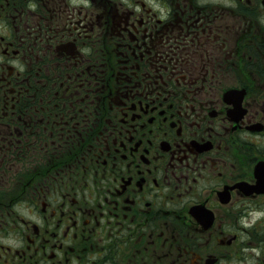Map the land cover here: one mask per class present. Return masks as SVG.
Masks as SVG:
<instances>
[{
  "label": "flooded vegetation",
  "instance_id": "flooded-vegetation-1",
  "mask_svg": "<svg viewBox=\"0 0 264 264\" xmlns=\"http://www.w3.org/2000/svg\"><path fill=\"white\" fill-rule=\"evenodd\" d=\"M0 264H264V0H0Z\"/></svg>",
  "mask_w": 264,
  "mask_h": 264
},
{
  "label": "rangeland",
  "instance_id": "rangeland-1",
  "mask_svg": "<svg viewBox=\"0 0 264 264\" xmlns=\"http://www.w3.org/2000/svg\"><path fill=\"white\" fill-rule=\"evenodd\" d=\"M212 1H217V0H212ZM156 6V5H155ZM156 9H158L157 7H156Z\"/></svg>",
  "mask_w": 264,
  "mask_h": 264
}]
</instances>
